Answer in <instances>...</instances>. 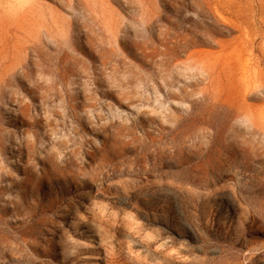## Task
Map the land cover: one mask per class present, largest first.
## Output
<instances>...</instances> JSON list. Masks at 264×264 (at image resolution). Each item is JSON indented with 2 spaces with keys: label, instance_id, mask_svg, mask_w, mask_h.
<instances>
[{
  "label": "rangeland",
  "instance_id": "1",
  "mask_svg": "<svg viewBox=\"0 0 264 264\" xmlns=\"http://www.w3.org/2000/svg\"><path fill=\"white\" fill-rule=\"evenodd\" d=\"M0 264H264V0H0Z\"/></svg>",
  "mask_w": 264,
  "mask_h": 264
}]
</instances>
